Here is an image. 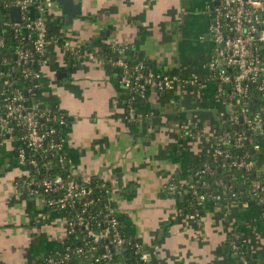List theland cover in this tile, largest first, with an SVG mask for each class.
<instances>
[{
  "label": "crops",
  "instance_id": "1",
  "mask_svg": "<svg viewBox=\"0 0 264 264\" xmlns=\"http://www.w3.org/2000/svg\"><path fill=\"white\" fill-rule=\"evenodd\" d=\"M53 1L47 14L50 33L97 52L93 58H66L55 44L47 63L37 66L41 77L35 99L65 113L60 130L72 172L84 180L100 176L109 184L107 197L123 232L144 244L150 264H237L228 246L233 231L244 237L249 262L264 264V219L254 200L232 203L226 212L206 203L197 223L178 210V196L164 189L172 177L188 181L198 156L211 146L203 137L181 139L178 123L197 121L205 134L213 135L218 113L227 107L214 97L216 84L208 77L214 0H74L80 1L81 11L71 22ZM115 43L128 45L126 59H141L156 71L197 75L201 84L150 88L133 104L145 117L128 120L125 89L118 82L121 68L112 61ZM57 69L66 74L57 77ZM258 141L257 164L264 179V125ZM17 145L0 124V264H40L45 255L60 253L68 240L57 223L65 215L41 207L38 195L22 189L20 171L26 169L16 156ZM137 179L145 195H137ZM182 190L185 201L188 188ZM136 199L147 208H139L137 217L127 210ZM40 221L50 228L42 230Z\"/></svg>",
  "mask_w": 264,
  "mask_h": 264
},
{
  "label": "built area",
  "instance_id": "2",
  "mask_svg": "<svg viewBox=\"0 0 264 264\" xmlns=\"http://www.w3.org/2000/svg\"><path fill=\"white\" fill-rule=\"evenodd\" d=\"M5 8L18 6L20 21H11L9 13L0 10V21L12 29L13 53L18 62L24 63L20 70L25 80L32 85L23 91L21 88L0 89V124L18 142L16 156L26 169L20 177V185L28 194L43 197L44 206L62 212L67 235L74 236L66 241L58 254L45 255L42 264H150V255L144 244L126 235L121 226L116 208L108 199L109 184L100 176L89 180L79 178L67 164L63 151L64 137L60 127L66 124V115L54 111L35 99L36 88L41 77L37 66L47 63L49 48L58 44L64 57L93 58L95 50L80 48L67 40L52 35L48 29L47 14L53 0H0ZM212 13L210 33L213 41L212 52L207 61L208 77L215 81L216 100H224L226 109L218 113V130L213 135L205 134L197 121L185 120L177 125L179 137L183 140L206 138L211 146L208 152L214 161L222 158V165L251 169L257 165L255 176L248 182L246 198L240 197L231 183L222 179L214 182L223 187L222 191L208 189V182L202 177L204 172L212 173L209 162L204 161L200 168L193 170L186 182L172 177L164 184L168 194L183 198L182 188L187 187L184 212L190 219L200 223V212L206 203L219 205L227 210L230 204L246 205L250 197L260 207L264 219V179L255 156L251 153L260 150L256 139L250 148L241 155H233L230 147L220 144L231 140L237 149L243 146L244 139L251 135L243 129L222 128L225 121L232 124L243 121L250 129L260 133L264 125V103L249 114L246 111L245 97L251 83L264 97V0H214L210 4ZM2 12L4 13L2 15ZM4 40L0 38V47ZM128 47L125 43H115L110 55L120 68L119 84L125 89L127 99L126 119H142L145 116L136 112L134 101L148 89L171 90L176 86H199L200 76H186L183 71L165 73L154 70L141 59H126L123 54ZM263 50V51H262ZM105 56V55H104ZM5 58L0 55V75L5 71ZM7 84L10 81L5 79ZM26 97L30 99L26 101ZM236 105V106H235ZM221 128V129H220ZM184 200V199H183ZM179 211H183L178 206ZM244 237L239 232H230L229 250L238 257V264H248L246 251L241 248Z\"/></svg>",
  "mask_w": 264,
  "mask_h": 264
},
{
  "label": "trees",
  "instance_id": "3",
  "mask_svg": "<svg viewBox=\"0 0 264 264\" xmlns=\"http://www.w3.org/2000/svg\"><path fill=\"white\" fill-rule=\"evenodd\" d=\"M7 8H5L0 2V10L1 11H6ZM0 38L4 40L3 46L0 47V55L3 60H7V64H5V71L9 72L8 75H0V89L2 88H7V89H14V88H21L23 91H25L28 86L32 85V80H25L22 78L20 70L24 65L22 62H18L13 53V43L15 40L13 39V32L12 29L9 27L5 26L2 24V21H0ZM263 51V50H262ZM5 79L10 81V84H7L5 82ZM257 82L251 83L250 88H249V93L245 97L246 99V111L251 114L253 111L259 109V107L264 103V97L261 94V91L258 90L256 87ZM26 101L29 102L30 99L26 97ZM236 106V105H235ZM263 119H264V113H263ZM224 129H232V128H240L245 131L246 134L251 135V139H244L243 141V146L237 150V148L234 146L233 147V142L231 140L225 141L220 144L223 147H230L231 152L233 155H241L245 150L250 152V148L252 143L257 139L258 140V134H257V129L253 130L250 129L243 121L238 120L237 123H230L228 121H225L222 125V128ZM221 129V128H220ZM262 150V148H260ZM256 150L251 153V156H255V159L257 161L258 159V151ZM204 161H207L211 165L212 173L209 172H204L202 174V177L208 182L209 186L208 189H211L213 191H224L223 187L216 184L214 182L215 179H222L223 182L225 183H231L232 188H235L238 190L240 197L242 196V193H245L247 191V186L249 179L256 174V169L257 165L253 166L251 169H245L244 167H237V166H224L222 165L223 159L220 158L216 161L210 158L209 154H201L198 156L197 161L194 165V169L196 170L197 168H200L202 166V163ZM179 196V195H178ZM177 205L185 210L186 202L180 197H177ZM67 241H73L72 235L68 236ZM75 240V239H74ZM241 243V248L246 251V245L245 241L240 242ZM246 255L249 259V255L246 252ZM238 262V257L236 258ZM42 264V263H40ZM238 264V263H237Z\"/></svg>",
  "mask_w": 264,
  "mask_h": 264
},
{
  "label": "water",
  "instance_id": "4",
  "mask_svg": "<svg viewBox=\"0 0 264 264\" xmlns=\"http://www.w3.org/2000/svg\"><path fill=\"white\" fill-rule=\"evenodd\" d=\"M58 6L61 9V12L64 14L65 21L66 22H71L72 18L74 16H76L77 14L80 13L81 9H80V1L75 2L74 0H56ZM9 12H10V20L11 21H20V10L18 6H10L9 7ZM60 73H65L66 72H62L60 69L56 70V76L60 77ZM137 98V97H136ZM239 150V148L237 149ZM246 194L242 193V198H246ZM234 257H236V254H234ZM249 264H253V262H249Z\"/></svg>",
  "mask_w": 264,
  "mask_h": 264
},
{
  "label": "rangeland",
  "instance_id": "5",
  "mask_svg": "<svg viewBox=\"0 0 264 264\" xmlns=\"http://www.w3.org/2000/svg\"><path fill=\"white\" fill-rule=\"evenodd\" d=\"M146 147H145V149H148V146L149 145H145ZM150 165V164H149ZM146 168H149V167H146ZM22 171H20V174L21 175H23L24 173L22 172ZM137 195L139 194V196H141V195H145L143 192H141L142 190H143V185H142V183H141V179H137ZM149 195L150 196H152L153 194L152 193H149ZM37 200H38V203L40 204V206L42 207L43 206V204H44V201H43V197H40V196H38V198H37ZM144 201H141V200H138L137 201V199L135 200V204L134 205H130V206H127V210L129 211V212H131V214H132V216L134 215V213H135V216L137 217V214L139 213V208H142L143 209V211H144V209H147L145 206H141V203H143ZM141 206V207H140ZM135 208H136V211H134L135 210ZM145 211H147V210H145ZM65 219H66V217L64 216H62V218H60L59 217V219H58V221H57V223L60 225V226H62V230H61V232H62V235L65 237L66 235H67V231H66V226H65ZM137 221V220H136ZM43 223V221H40L39 222V226H41V224ZM42 227V230L43 229H45V231L47 230V227L48 228H50V225H43V226H41Z\"/></svg>",
  "mask_w": 264,
  "mask_h": 264
}]
</instances>
